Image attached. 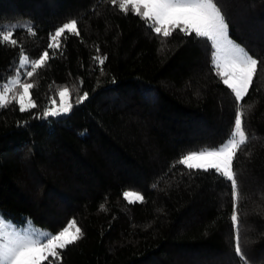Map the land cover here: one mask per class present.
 I'll list each match as a JSON object with an SVG mask.
<instances>
[{
  "label": "trees",
  "instance_id": "obj_1",
  "mask_svg": "<svg viewBox=\"0 0 264 264\" xmlns=\"http://www.w3.org/2000/svg\"><path fill=\"white\" fill-rule=\"evenodd\" d=\"M216 2L230 38L258 60L241 102L249 140L234 160L235 200L224 178L178 163L219 145L233 126L237 104L210 43L179 29L157 35L119 0H0V24L34 25L15 32L17 45H0V82L21 53L52 57L54 29L78 20L62 54L21 81L34 85L38 107L0 108V216L51 232L75 220L83 232L42 264H241L237 240L248 264H264V0ZM63 87L71 112L38 118ZM126 190L143 201L130 203Z\"/></svg>",
  "mask_w": 264,
  "mask_h": 264
},
{
  "label": "snow or ice",
  "instance_id": "obj_2",
  "mask_svg": "<svg viewBox=\"0 0 264 264\" xmlns=\"http://www.w3.org/2000/svg\"><path fill=\"white\" fill-rule=\"evenodd\" d=\"M116 2L117 0H112L113 5ZM129 6L133 14L145 20L147 26L157 35L168 38L179 29L186 36L194 34L197 39H205L210 43L212 66L223 84L234 94L237 104L233 126L230 128L228 137L219 145L182 153L178 163L189 170L214 172L224 178L226 182H230L231 196L235 200L238 182L235 178L237 174L234 170V160L249 140L244 128V111L241 102L249 93L257 72L258 60L230 38L226 17L216 0H119V8L125 14ZM24 29H27L28 33H33L34 25L31 21L0 24V45L5 43L17 45L18 41L14 38L15 32ZM67 34L79 35L78 20L70 18L62 26L54 29V35H50V42L47 44V49L53 50L52 57L47 50L43 51L38 58L21 53L18 59L22 64L14 73V76L19 78L8 77L0 82V108L15 104L18 105L19 111L24 113L38 107L30 91L34 85L21 81L25 74L28 78L33 77L34 73L45 65L46 60L54 58L56 52L62 54V41ZM104 59L94 57L100 65H103ZM17 88L19 91L10 97L9 93H13ZM76 91L79 92L80 89ZM57 95L59 104L56 105L53 101L45 106L38 118H58L71 112L74 105L70 102V90L63 87ZM87 97L88 93L84 92L79 96V102H83ZM123 196L130 203L142 202L144 199L139 192L135 191H124ZM103 207L101 205L102 209ZM231 220L233 223L237 221L235 205ZM9 224H11L10 221L0 217V264H42L49 257L57 258L59 256L57 250H64L83 236L75 220L70 221L67 227H63L55 234L45 230L29 229L26 226L27 222L25 225L11 228L7 227ZM234 251L241 264H248L239 240L236 242Z\"/></svg>",
  "mask_w": 264,
  "mask_h": 264
},
{
  "label": "rangeland",
  "instance_id": "obj_3",
  "mask_svg": "<svg viewBox=\"0 0 264 264\" xmlns=\"http://www.w3.org/2000/svg\"><path fill=\"white\" fill-rule=\"evenodd\" d=\"M238 44V43H237ZM248 52V51H247ZM251 55V54H250ZM22 64V62L20 61V65ZM11 77H13L14 79L15 78H18V77H15V76H11ZM19 91V90H18ZM58 98H59V96H58ZM56 103V102H55ZM59 104V99H58V102L56 103V105H58ZM126 191H130V190H126ZM1 217V216H0ZM5 220H7V219H5ZM7 221H9V220H7ZM11 222V221H10ZM70 222V221H69ZM69 222L64 226V227H67L68 226V224H69ZM26 224V223H25ZM25 224H23V225H25ZM14 226H21V225H15V224H13L12 222H11V224H9V225H7V227H9V228H11V227H14ZM26 226L29 228V229H32V228H34L35 230H37V231H40V230H45V231H49V232H51L48 228H45V227H40V226H36V225H34V224H32L31 222H27V224H26ZM60 230H62V229H60ZM57 232V231H56ZM56 232H51V233H53V234H55ZM33 235H35V233H33Z\"/></svg>",
  "mask_w": 264,
  "mask_h": 264
}]
</instances>
